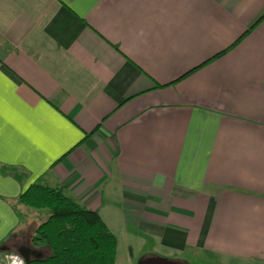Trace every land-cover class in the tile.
Segmentation results:
<instances>
[{"label": "crops", "instance_id": "obj_1", "mask_svg": "<svg viewBox=\"0 0 264 264\" xmlns=\"http://www.w3.org/2000/svg\"><path fill=\"white\" fill-rule=\"evenodd\" d=\"M2 165L28 177L0 170V264L50 255L37 182L148 238L139 263L263 261L264 0H0Z\"/></svg>", "mask_w": 264, "mask_h": 264}, {"label": "trees", "instance_id": "obj_2", "mask_svg": "<svg viewBox=\"0 0 264 264\" xmlns=\"http://www.w3.org/2000/svg\"><path fill=\"white\" fill-rule=\"evenodd\" d=\"M0 170L19 181L28 177L15 166L2 165ZM18 205L45 215L30 242L50 250L48 257L26 264H116V236L98 212L67 196L61 188L34 183L19 197Z\"/></svg>", "mask_w": 264, "mask_h": 264}, {"label": "rangeland", "instance_id": "obj_3", "mask_svg": "<svg viewBox=\"0 0 264 264\" xmlns=\"http://www.w3.org/2000/svg\"><path fill=\"white\" fill-rule=\"evenodd\" d=\"M53 188V187H52ZM32 210V209H31ZM131 231V230H130ZM117 234L118 239V264H129L128 263V255H129V247L134 246L135 249V263L139 264L138 259L141 258L144 254L149 252L153 254L152 249L154 248L153 245H149L150 241L146 238L147 245H144L141 252L139 250V245L141 244L139 239H136L137 235H130L128 238L134 239L132 244L129 243L128 238L122 235V231H115ZM125 232V231H124ZM139 236H143L138 233ZM135 236V238H134ZM144 237V236H143ZM159 254L166 256V259L169 260H179L183 262L182 264H264V260H239L225 257V255H220L214 252H205V251H198V252H186V253H171L170 251H160ZM156 256H161L155 253ZM164 258V257H163Z\"/></svg>", "mask_w": 264, "mask_h": 264}, {"label": "water", "instance_id": "obj_4", "mask_svg": "<svg viewBox=\"0 0 264 264\" xmlns=\"http://www.w3.org/2000/svg\"><path fill=\"white\" fill-rule=\"evenodd\" d=\"M20 254L24 257L26 262H29V253L26 249H21ZM139 264H177V262L163 258V257H151L146 258Z\"/></svg>", "mask_w": 264, "mask_h": 264}, {"label": "built area", "instance_id": "obj_5", "mask_svg": "<svg viewBox=\"0 0 264 264\" xmlns=\"http://www.w3.org/2000/svg\"><path fill=\"white\" fill-rule=\"evenodd\" d=\"M19 258L23 259V264H26L24 257L18 253H8L5 256V264H19Z\"/></svg>", "mask_w": 264, "mask_h": 264}, {"label": "clouds", "instance_id": "obj_6", "mask_svg": "<svg viewBox=\"0 0 264 264\" xmlns=\"http://www.w3.org/2000/svg\"><path fill=\"white\" fill-rule=\"evenodd\" d=\"M19 264H23V259L19 258Z\"/></svg>", "mask_w": 264, "mask_h": 264}]
</instances>
